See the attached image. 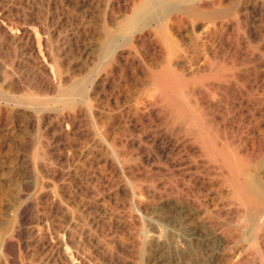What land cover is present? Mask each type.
I'll return each mask as SVG.
<instances>
[{"label":"rangeland","instance_id":"1","mask_svg":"<svg viewBox=\"0 0 264 264\" xmlns=\"http://www.w3.org/2000/svg\"><path fill=\"white\" fill-rule=\"evenodd\" d=\"M51 1H52V6H53V7L52 6L51 7L54 8L55 10L52 8H50V9L46 8L47 6L45 5L44 0H37L38 4L36 3V0H31V2H29L28 6L26 5L24 7H23V5L22 6L18 5L17 1H14L13 2L14 5H12V6L15 7L16 5H18V7H16V8H14V7L12 8V6L10 7V10L12 8V11H9L10 13L9 12L8 13L11 16L6 13L8 15L7 19L5 18L7 16L6 14H5V16L3 15L4 17L3 16L0 17L1 18V20H0V23H1L0 24V80H1L0 81V94H2L1 92H3V94L11 95V96H14L15 98H17L18 97L17 95L20 94V93L14 92V90L12 88H7V84L5 85V83H7L8 81H11L13 83L15 82L16 84H22V85L28 84L27 86L37 87L39 84L37 85L36 83L39 82L41 85V82L44 83L47 80L46 77L48 76L47 75L48 72L46 71V69H44L43 67H40V65H38V62H36V60H33V58L36 54L34 56L32 54L33 57L31 56V58H30L31 52H29V50H27V49L23 50V47L19 43H17V42L15 43V41L11 40L12 39L11 35H13V34L15 35V31H16L17 35H19L20 31H21L20 29H28L29 28L28 31L29 32L31 31V33H32L35 29V28H33V27H35L34 25L36 24L35 20H37L38 17H39V19L41 17L43 18L47 14H49V13L52 14L56 11L54 13V17H55L54 22L56 21L57 25H55V26H56V28L58 27L57 30H59V32L61 31L60 35H63L64 33L66 34V33L71 32L73 25H74L73 29H79V30H77V32L78 33L81 32L79 35L77 33V36H76L77 39L75 38V40L77 42L75 40H73L71 42L73 44H75V43L76 44L73 45L70 43L71 49H72L71 52H73V53L69 52V54H68L69 57L67 56V60H66L67 62L65 61L64 62L65 64L68 63V59L70 60L72 58L70 60L71 62L69 61V63L67 65H71V64H72L71 66L76 65L75 66L76 68L74 67L75 69H77V67L79 66L80 68L78 67V69L81 70L82 64H79V63H82V61L84 59H86L87 56H88L87 58H89V59H91L93 57L92 56L93 54L91 52H92V50L94 51V48L96 45V40H95L96 38H95L94 33L92 31L97 30V28L100 27V25L102 23L101 21L103 18L102 16L104 15V14L101 15L103 13L102 9L104 8V5L108 2V0H94V1L88 0L87 2L88 3L90 2L89 4H87V2L84 3V1H81V0H57V1L51 0ZM77 1H78V3L80 1V3L77 4ZM57 3H58V5L54 6ZM93 3H95L96 5L95 4L93 5ZM84 4L86 6H84ZM95 6H97L98 9H100V8H102V9H100V11H99L97 8H94ZM55 7H57V8H55ZM84 7H86L85 10H84ZM88 8L89 9L93 8L95 10L93 12V9L88 10ZM20 9H22L23 11ZM78 9H81V10L83 9V11H80ZM19 10L22 11L23 13L20 12ZM51 10H53V11H51ZM75 10H78V12ZM248 10L245 11L244 13L241 12L242 14L237 12V14L235 15L236 17L231 18L232 19L231 25L227 28V30L224 34L225 47L227 46L226 49L228 48V50H230L229 51L230 55H232V54L235 55L234 53H237L238 55L237 54L236 55L240 56L241 59H242L241 55L243 56V59H245V60L247 58H249L246 60V63H242V60H239L238 62L241 61V64L239 63L240 67L239 66L236 67V71L239 70L237 72V74L239 73L238 74L239 77L244 75V77L243 76L241 77V82L243 79H245V78L246 79L243 80L244 81L243 83L239 82L240 78H238L236 81H234L231 84V86H229V89L231 88L232 91H231V89H230V91H227L228 93L229 92L230 93L225 95V96L222 95L223 98L219 94L220 92H217L218 94H215V96L213 98H211L212 99L211 104L214 102L213 103L214 105H211L210 107L212 110L213 117L217 115V118L214 117V120L215 119H216V121L218 120L217 122L216 121L215 122L218 123L217 124L218 127L221 126L219 129L222 132L225 131L224 133L226 135L228 134L227 139H228V142L231 144V146H236V145L240 146L242 144L241 147H243V148L247 147V148H245L247 150H249V149L250 150L252 149L253 151L256 150L259 152V154L261 152L263 157L260 154L261 157L259 156L257 158L258 160L256 159V163H254V165H255L254 169H255L256 175H258V177L260 178L259 182L261 184H263V186H264V183H263L264 182V176H263L264 175V153H263L264 152V52H263L264 51L263 50L264 49V44H263L264 43V18L257 16L254 13V11H252L250 9H248ZM25 11H26V13H25ZM91 11L94 14L93 18H92V16H90L92 14ZM34 12L36 13V15H33V14H35ZM82 12H84V13H82ZM96 12L98 14H95ZM100 12H101V14H100ZM79 13H82L83 15L81 16V14H79ZM250 13H251V15H250ZM74 14H76V15H74ZM21 15L24 17L23 19H22ZM29 17H30V19H29ZM82 17H84L85 20H83ZM78 18L80 19V21H78L79 20ZM86 18L88 19V21ZM241 18L242 19L244 18V19L242 20ZM31 21L32 22L35 21V22L32 23V25H30ZM74 21L75 22L78 21L77 24H74L75 23ZM7 22H9V23H7ZM86 22H88V23H86ZM91 22H92V25H90ZM194 22L197 25L194 24L195 25L194 26L193 22H192L191 23L193 26L192 27L191 24L187 25L185 23L187 26L183 24L182 27L184 29H182L181 27H178L179 30H177V27H176V29H174L175 27L174 28L172 27L174 29V30H172V28H169V26H171V25H167L168 32L170 34H172V36L174 34L176 35V36L174 35V38H177L178 43L181 41L179 43V46L181 47V45L183 44V48L181 47V49H184V50L190 49L192 47L191 42H194V40H195L194 37H198L201 35L199 33H200V31H202L200 29L203 27L202 24H204V23L200 20L197 21L199 23H197L196 21H194ZM95 23H96V25H95ZM81 24L83 26H84V24H88V25H86L87 27H85V30H86V32L88 30L90 32L88 31V33L85 32V34H84L85 30H84L83 26H80ZM26 25H27V28H26ZM7 26H9L10 28ZM19 26L20 27L22 26L24 28H22V27L20 28ZM30 26H32L33 30ZM60 26H61V28H59ZM88 26H89V29H88ZM97 26H99V27H97ZM1 28L3 29V31L1 30ZM80 28H82V29L80 30ZM69 29H71V30H69ZM4 31H5V33H4ZM177 31L180 33H178ZM7 33L8 34L11 33V34L8 35ZM35 33L36 32L34 31V37L35 38L33 37V40L35 42L34 44L37 45ZM4 34H6V35H4ZM82 34H84L83 35L84 38L81 36ZM32 35H33V33H32ZM87 36H88V38H86ZM192 39H194V40H192ZM80 40L82 42H80ZM87 43H90V44H87ZM91 44H92V46L90 47ZM261 44H262V47H261ZM35 45H34V48L36 49ZM79 45H80V47H79ZM85 45H86V47H85ZM93 45H94V48H93ZM73 46H75L76 49ZM77 46L79 48H81V47L82 48L80 50H78ZM258 46H259V48H257ZM260 47H261V50H260ZM87 48L89 50H90V48H93V49H91V52L89 53V51L87 52ZM76 50H78V51H76ZM82 50H83V52H82ZM143 50L144 49H140V50L136 51V53H137L136 55H138L141 59L143 58V60L147 56L146 58L149 59L148 60L149 62L147 61L146 58L144 60L145 62L147 61L148 63H152L158 59V58H155V57H157V54L156 55L153 54L152 55L153 57H152L149 55L152 53L148 52L147 50H144V51ZM37 52H38V49H37ZM88 53L91 54V56ZM138 53H140V54H138ZM145 53H147V54H145ZM71 54L73 56H71ZM79 54H80V57L82 59L77 58V55L79 57ZM251 57H253L254 60ZM74 58L77 59V61H75ZM249 60H251V61L249 62ZM252 60H253V62H252ZM121 61L122 62H120L121 64H119V65L121 67L125 65V67H122V68L119 66L120 70L122 71L121 78L118 77L120 75H116L117 78H116V76H115V78L118 81L115 78L114 79L116 80L117 83L115 82L114 79L113 80L111 79L109 81L110 87H106L105 88L106 90L102 91V94H101V92L99 94V96H101V97L103 96L102 98H104L105 100L104 99L101 100L102 98H100V97H99V101L91 100L90 103H92V104H89V105H92V106H91V108H90V106H89V108H87V109H89V111H87L85 109V107L81 106L83 108V110L81 107H79V108H76V110L74 109V111L71 109L72 112H71V110H66V112H65V110L59 109L61 107H59L58 105H53L52 107H50V108H53V110H49L50 112L46 111L45 114L41 113V114H39L41 116H39V115L36 116L35 114H33V112L30 109L29 110L27 109L28 107L19 106L18 102L14 101V100H10L9 102H7V100H8L7 98H6L7 100H4L5 95L3 97L0 95V264H76V262L73 258V248H71L69 245L61 246V250H60V252H58L57 255L51 249V246H53V243H55V241H58V239L61 242H64V243L67 242L66 236H64L63 234L61 235V233H62L61 231L64 228L69 227L71 223H72L71 224L72 226H70V227L73 228L75 232H77L79 229L81 231L83 228L90 229V227H91V231L93 234L92 240L91 241L82 240V244H80V246H82V247L80 248V246H79V248H78L79 254H80V251L82 252L80 254V256L88 264H101V263L102 264H107V263L108 264H127V263L131 264V262H132V264H240V262H238L236 259L238 257V255L240 254V252H241L240 256H242L244 258L243 262L241 261V264H259V263L262 264L261 263L262 262L261 256L259 257L260 251L258 249V242H257V240L255 242V239H257L255 233H253L247 229L238 227V221L236 219L233 221L228 216L231 219L230 220L229 218H227L223 214L219 217L214 216V218H210V219L207 217L206 218L203 217L204 215H203L202 211L205 209L206 210L210 209L208 211H212L214 208L217 210L218 209H225V210L229 209L230 207L228 205L229 204L228 201H230V199H229V197H227V193H226L228 191V189H226L227 187L224 189L225 186L220 185L221 184L220 183V180H221L220 175H218L216 172H213L212 170L208 171V170H205L203 167H201L203 165V164L201 165V163L204 161V159L200 156V152L198 151V148L195 145H192L193 141L192 140L189 141L190 138L187 139V137H184L182 134L178 133L177 129L170 130L171 127L169 125H166V126L163 124L161 125V123L157 120L158 118L156 117V115L154 113L150 114V116H149L150 121L149 120H148V122L142 121V122H144V123H142V126H141V128L143 130H141V128H138V129L133 128L132 129V128H129V127L123 125V122L128 121L132 115V112L130 110L133 111L132 108H134V106H136L139 101L137 100V97L135 94V92L137 90V86H136V82H135L136 78H135V73H134L135 67H134V65L132 66L130 63H128L129 66L126 65L127 63L124 60H121ZM84 62L85 61H83V63ZM122 63H125V64H122ZM131 66L133 67V71L131 69L132 68ZM126 69H128V70H126ZM248 69H250V72H247V71H249ZM244 70H246V71H244ZM77 71H79V70H77ZM41 72H44V73H41ZM125 72H129V73H125ZM77 73H79V72H77ZM240 73H242V74H240ZM246 74H247V77H246ZM123 75L125 78L123 77ZM44 76H46V77H44ZM132 76H133V78H132ZM126 77H129V78H126ZM5 78H7V79H5ZM121 79H123L124 81ZM130 79H132V80H130ZM126 80L128 81L127 83H125ZM129 80L131 82H129ZM30 84H33V85H30ZM244 84H245V86L248 85L247 88L244 86ZM249 84L252 87H250ZM122 85L123 86L125 85V88L124 87L120 88V87H122ZM116 86L118 87L117 90L115 89ZM126 87H127V89H126ZM132 87L133 88L135 87V88L132 89ZM110 90H111L112 94L110 93ZM248 90L249 91L252 90V91L249 92ZM116 91H117V93H116ZM113 92H114V94H113ZM122 92H123V95L121 94ZM127 92H128V95H127ZM113 95L115 97H113ZM125 95L128 98L123 97ZM118 96H121V97H118ZM110 97L115 98V101H116L115 107L116 108L106 105V104H109V102L111 101ZM130 97L133 100H135V99L136 100L133 101V100H131ZM219 97H220V99H219ZM132 101H133V103L137 102V104L135 105V104L131 103ZM129 102H130V104H129ZM121 104H123V105H121ZM95 105H97L98 107ZM100 108H102V109H100ZM106 108H107V110H106ZM125 108L128 110V112ZM96 110H98V111H96ZM54 112H55V114H54ZM59 112L60 113H67L68 115H70L71 120L70 119L69 120L71 122L69 125H64L61 128L59 126H57L58 120L56 119V115L60 114ZM76 112H78L77 115L75 114ZM112 112H113V114H111ZM142 112H144V111L142 110ZM81 113L83 115L84 114L85 115L82 116ZM87 113H90V114H87ZM96 113L98 114L97 116H96ZM106 113L109 115H107ZM124 113H126V114H124ZM93 114L95 115V118H94ZM100 114L104 117V120ZM28 115L29 116L31 115V116L28 117ZM78 115H79V117H78ZM110 115H112V117ZM125 115H127L128 117ZM151 115H152V117H151ZM52 117L55 118V121H54V119H52ZM90 118L92 119L91 122H89V120H91ZM42 119L44 121H42ZM87 119H89V120H87ZM108 119H111V121L114 119V121H115L113 124L115 133L112 130L113 135L111 136L112 133H110L109 140L107 138V143L109 144L112 142L114 135H115V144L118 147V148H116V146H115V150H116L115 151V162L116 163L119 162L120 166H123L125 168V170H130L135 174H138L137 172H139V175L141 176L140 179H142V180L138 181L140 183V186H138L139 184L133 185V187H135L136 191L134 190L133 187L131 188L128 186L126 189V191H127L126 195H128L127 194L128 191H131V190H134L133 192H135V194H137L138 192H142L144 194L141 193V195H138V196H141V197H139L138 200L140 201V199H142L143 201L142 200L141 201L143 203L142 202L140 203L137 199L134 201V199H130L128 196L126 197L123 194H118L115 197V205L113 203L114 201H106L107 204L105 202H103L104 204L103 203L101 204L100 202L97 203V202L93 201L92 199H89L87 193H85L86 192L85 191L86 190V188H85L86 184H84V181H83V170L85 168H87L88 164H89V167L93 168V167L97 166L96 164H99L98 162H100L98 159V154L96 156H94V154L90 155L89 151L95 150L96 152L98 151L99 154L111 152V149L105 145V142H102V143L100 141L98 142V140L96 138L97 137L96 135H99V134L103 135L104 134V133H100V131H102V129H103L102 132H104L105 124L107 123ZM99 120H100V122H99ZM43 122H45V123H43ZM72 122H74V123L72 124ZM95 122H97L98 124ZM40 123H42V124H40ZM52 123H54V124L52 125ZM90 123H93V124H90ZM116 124L117 125L120 124L121 126L119 125L117 127ZM43 125L44 126L46 125V127H44ZM55 125H56V127H55ZM94 125H95V127H94ZM89 126H90V128H89ZM41 127H43L44 129H42ZM63 127L67 128V129H64ZM73 128L74 129L77 128V129L73 130ZM222 128H224V131ZM58 129H60V130H58ZM149 129L151 130V132H153V135L156 138L154 144L149 143V142L147 143L144 140V133ZM165 129H167V130H165ZM53 130H55V131H53ZM79 130H80V132H79ZM84 130H86V131L89 130V131L86 132ZM173 131H175V132L177 131V132L175 133ZM226 131H227V133H226ZM90 132L92 133L91 135L89 134ZM119 132H120V134H119ZM173 133H175V134H173ZM65 134H67V135H65ZM81 135H82L83 139L80 138ZM120 135H123V137ZM167 136H169V137H167ZM116 137H117V139H116ZM124 137H125V139H124ZM110 138H112V139H110ZM65 139H67V140H65ZM88 139L89 140L91 139V141H89ZM166 139H169V140H166ZM130 141H132V142L134 141L133 142L134 144L133 145L128 144V142H130ZM97 142H98V144H97ZM232 142H234V143L232 144ZM99 143L102 144V146L99 147ZM94 144H95V146H94ZM118 144H120V145H118ZM141 144H142V146H141ZM103 145H105V147ZM90 146H92V148ZM126 146H128V147L130 146L129 147L130 149L127 148ZM102 147H103V149H102ZM38 148L41 150V152H40V150H38ZM74 148H76V150H78L79 153ZM79 148H81L82 150ZM35 149H36V151H35ZM104 149H105V151L103 152ZM131 149H132V153L130 152ZM167 149H169V150H167ZM125 150H126V152H125ZM34 151H35V153H34ZM70 151H72V152H70ZM47 152H48V154H47ZM140 152H142V153H140ZM51 153H52V155H51ZM65 153L67 154V156ZM84 153H85V155H84ZM120 153H122L123 157H120V160H118V159H116L117 158L116 154L121 155ZM45 154H46V156H45ZM86 154L89 156H87ZM125 154L127 155V157ZM79 155H81V156H79ZM35 156H36V159H35L36 164L38 163L39 165L40 164H42V165L39 166L38 164L37 165L35 164V167H34L33 162H31L30 160H31V158L34 159ZM83 156H85L86 158ZM48 157H51V159ZM79 157L81 159H79ZM92 157L94 158L95 161L93 160ZM74 158H76V159L74 160ZM91 158L93 161L91 160ZM129 158L131 160H128ZM71 160L73 161L72 164H71V162H72ZM85 160H87V161H85ZM126 160H127V162H126ZM84 161L87 162L86 163L87 165L85 164ZM49 162H50V164H49ZM74 164H77V166H80V168L77 166L75 168ZM93 164H95V165L93 166ZM45 165H47L48 168ZM128 165H130V166H128ZM36 166L42 167V168L38 169V167H36ZM28 168H29V170H28ZM129 168H133V170L129 169ZM43 169L45 170V173H44ZM71 170H73V171H71ZM79 170L81 173L79 172ZM188 170H190V173L188 172V174H186L185 171L187 172ZM40 171H42L43 173H41ZM63 171H64V173H63ZM196 171H197V173H196ZM65 172H66L67 176L65 175ZM67 172H69V173L71 172L72 174L71 173L69 174ZM61 173H63V175ZM78 173L80 176L78 175ZM192 173L197 174L196 177L194 176L195 178L193 177ZM211 173L213 174V176L211 175ZM142 174H144V175H142ZM41 175H43V176L40 177ZM35 176L38 179L35 178ZM127 176L128 175H126V177H123V179H122L123 180L122 182L125 183L126 185L128 183ZM79 177H81V178H79ZM67 178H68V180H67ZM74 179L75 180L77 179L76 182ZM196 179H198V181H196ZM33 180H35V182ZM41 181H43V182H41ZM44 181H46V182H44ZM79 182H81V184H79ZM202 182H203V184H201ZM43 184H44V186H43ZM47 184L49 186H47ZM60 184H61V186H60ZM66 185H68V186H66ZM81 185L85 186V187L81 188ZM145 186L146 187L148 186L147 189L145 188ZM37 187L39 188V190H37L38 189ZM45 187H47L48 189L50 188V189L48 190ZM64 187H65V189L63 190L62 188H64ZM69 187H70L69 192H67ZM140 189H141V191H140ZM224 190H225V192H224ZM39 191H42V192H39ZM71 192L73 194H71ZM146 192H148L147 195L145 194ZM47 193L50 195V197L48 196ZM65 194H67V196ZM42 195L44 196V198H42L43 197ZM46 195H47V199L51 198L52 196H57L59 199V202H58L59 207L61 205V207H64L65 209H67V212L70 213V216L67 212L65 213V215L61 214L59 212L55 213L54 212L55 210L53 211L51 209L50 201L46 200ZM40 196H42V197H40ZM144 196H146L147 198H144ZM73 197L75 200L73 199ZM69 198L71 200H69ZM42 199L44 201H42ZM62 199H63V201H62ZM72 199L74 201H72ZM80 199H81V201H80ZM64 200L66 203L64 202ZM136 201H137V203H136ZM150 201H152V202H150ZM153 201H154V203H153ZM149 202H150V204L152 203L150 206L148 204ZM87 203L89 204V206ZM92 203H95V204H92ZM226 203H228V204L225 205ZM128 204L130 206L132 205L131 208H128V207H130V206H128ZM153 204L156 206H154ZM199 204H201L202 206H200ZM84 205L88 206V207H86V209L87 208H89V209L85 210ZM90 205H93V206L90 207ZM101 205L104 207V209ZM135 205H139V207H137ZM147 205L149 207H147ZM176 205H177V207H176ZM184 205H186V206H184ZM187 205H188V208H187ZM133 206H134V208H133ZM203 206H207V207L205 208ZM214 206H216V207H214ZM80 207L82 210L80 209ZM140 207L143 209H141ZM145 207H147V208H145ZM181 207H183V209ZM184 207H186V208H184ZM199 207H201V208L199 209ZM96 208H98L99 211H97ZM106 208L108 211H105ZM130 209H132V210L128 211ZM199 210L201 211L200 213H199ZM178 211H180V212H178ZM82 212H84V214ZM141 212H142V214H141ZM145 212H147V213H145ZM170 212L172 215L170 214ZM93 213H95V214H93ZM132 213L136 214V216L137 215L138 216L136 217L135 215H132ZM183 213H184V216H181V215H183ZM77 215H78V217H77ZM85 215H87V216H85ZM94 215H95V219H94ZM126 215L129 217H126ZM139 215H140V218H139ZM84 216H85V218H84ZM75 217H77L76 219H79V221L76 220ZM82 217H83V220H82ZM89 217H91L92 222L90 221ZM105 218L106 219L109 218V220H106ZM122 218H126V219H122ZM67 219H68V221H67ZM80 219H81V221H84V220L85 221L83 223H80L81 222ZM126 220H127V223H126ZM59 221L60 222L65 221V222L60 223ZM117 221H118V223H117ZM123 221L126 223L125 225H124ZM138 221L142 222V225L144 226L145 233L142 234L144 237L142 235H140L139 237H138V235H136L137 234L136 233L137 232L136 231L137 230L136 225L138 226ZM131 222H132V224H131ZM228 222L232 225H228L227 224ZM76 224L77 225L79 224L78 225L79 227ZM58 225H60L61 227L59 226V228H57ZM87 225H89V226H87ZM94 225H95V228L93 227ZM117 226H118V228H117ZM129 226L132 227L131 230H129V228H130ZM113 227L115 230H113V232H112L111 230L113 229ZM126 227H127V229H126ZM110 228H112V229L110 230ZM104 229L106 230L105 232H104ZM107 229H109V230H107ZM123 229H124V232L122 231ZM51 231H52V233H51ZM247 231H249V232H247ZM38 233H40V235ZM105 233L107 234V236ZM250 233H251V235H250ZM102 234H104V235H102ZM120 234H121V238L119 237ZM132 234H134V235H132ZM113 235H114L113 238L110 237ZM123 235H124V237H123ZM62 236H63V238H62ZM131 236H133V237H131ZM115 237L118 238V240ZM135 237L138 239L140 238V239L138 240ZM111 238H112V241H111ZM129 238H130V240H129ZM133 238H135V241L138 240V242L136 243L133 240ZM38 239L39 240L41 239L40 242ZM48 239H49V241H47ZM113 239L115 241H113ZM127 239H128V241H127ZM42 240H43V242H41ZM124 240L128 243H126ZM110 241H111V243L112 242L113 243L112 244L107 243ZM119 241H121V242H119ZM83 242H84V244H83ZM122 242H123V244H122ZM124 242H125V244H124ZM129 242H130V244H129ZM39 243H41V244H39ZM49 243H51V244H49ZM88 243H89V245H88ZM102 243H103V245H102ZM108 244H109V246H108ZM115 244H117V245H115ZM120 244H122V245L120 246ZM127 244L129 246H126ZM47 246H48V248H47ZM99 246H101V247H99ZM63 247L67 248V250L64 249L65 252L63 250ZM99 248H101V249H99ZM94 250H95V252H94ZM124 251H126V254ZM50 252H51V254H50ZM238 252H239V254H238ZM59 253L62 255H60ZM82 254H84V255H82ZM85 254H86V257H85ZM131 254H132V256H131ZM248 254L250 256H248ZM70 255L72 256V258ZM115 255H117V256L115 257ZM233 255H234V257H233ZM260 255H261V253H260ZM60 256L61 257L64 256L63 258H65V259H62ZM69 256L71 258L70 260H69ZM101 256H102V258H101ZM246 256H248L249 258L247 257V259H246ZM104 258H105V260H104ZM234 258H235V260H234ZM132 259H135V260H132ZM71 260L72 261L74 260V261L72 262ZM123 260H124V262H123ZM51 261H53V262H51ZM70 262H72V263H70Z\"/></svg>","mask_w":264,"mask_h":264},{"label":"bare ground","instance_id":"2","mask_svg":"<svg viewBox=\"0 0 264 264\" xmlns=\"http://www.w3.org/2000/svg\"><path fill=\"white\" fill-rule=\"evenodd\" d=\"M14 1H17L18 5H23L24 6H28L29 2H31V0H0V17H2L3 15L5 16V14H9V11H12V8L14 6ZM57 1V0H56ZM55 1V2H56ZM84 1V3H86L88 0H81ZM90 1V0H89ZM94 1V0H93ZM45 5L47 6L46 8L50 9L52 8V1L51 0H44ZM69 2V1H68ZM73 2V1H72ZM92 2V1H91ZM16 3V2H15ZM37 3V0H36ZM59 3V2H58ZM55 4L54 6L58 5ZM62 3V2H61ZM75 3V2H74ZM80 3V1H79ZM77 1V4H79ZM90 3V2H89ZM87 2V4H89ZM34 4V3H33ZM38 4V3H37ZM76 4V3H75ZM95 3H93L94 5ZM18 5H16L14 8L18 7ZM83 5V4H82ZM92 5V4H91ZM96 5V4H95ZM12 6L11 10L10 7ZM52 6V7H51ZM75 6V5H74ZM84 6H86L84 4ZM91 7V6H90ZM22 8V7H21ZM57 8V7H55ZM80 8V7H79ZM86 7H84L85 10ZM94 8H97V6H95ZM31 9V8H30ZM54 9V8H52ZM93 8H88V10H92ZM102 9V8H100ZM100 9H98L100 11ZM104 9V10H103ZM102 9L103 13L100 14L103 15L102 18V23L99 26V28H97V30L92 31L94 33L95 36V40H96V45L94 48V51L90 48V50L87 48V52L89 51V53L91 52L93 55V57L91 59L87 58L84 59L83 61H85L83 63H79L82 64L81 65V70L75 69V66H71V65H67L69 63V61L72 59H68V63L65 64L64 62L67 60V56L69 57V52H71V43L73 40H75L76 36H77V30L79 29H73L72 26V31L69 33H64L63 35H60L59 30H57L56 26V21L54 22V13L47 14L45 17H41L36 21V24L34 25L35 28L34 31L35 36H36V42L37 45H35L33 37H34V31L31 33V31L29 32L28 29H20V34L17 35L16 31H15V35H11L13 41H15V43H19L22 47L23 50L27 49L29 50L30 53V58L33 54L34 58L33 60H36V62H38V65H40V67H43L44 69H46V71L48 72V76H44L46 77V82L42 83L41 85L40 83H36L38 86L37 87H31V86H27V85H22V84H15L11 81H8L7 83H5V85L7 84V88H12L14 90V92L16 93H20L19 95H17L18 97L15 98L14 96L11 95H5L3 94V92H1L2 94H0L2 97L4 96V100H7V102H9L10 100H14L16 102H18L19 106H24V107H28L27 109L31 110L33 112V114H35L36 116L43 113L45 114L46 111L49 110H53L52 107L53 105H58L59 109L62 110H76V108H79L81 106L85 107V109L87 111H89V106L91 108L92 104L90 103L91 100L94 101H99V97L102 98L101 96H99L100 92L102 94V91L106 90V87H110V83L109 81L115 78L116 75H120L118 76L119 78H121L122 76V71L120 70V62H122L121 60H124L128 65V63H130L132 66L134 65V73H135V82H136V86H137V90L135 92L137 100L139 101L138 104L133 103V100L131 97V100H133L131 103L133 104H137L136 106H134L133 111L130 110L132 112L131 117L129 118L128 121H122L123 125L129 127V128H134V129H138L141 128L142 126V121H146L148 122L149 120V116L150 114L154 113L156 115V118L161 125H169L171 127L170 130H175L177 129L178 133L182 134L184 137L190 138V140L193 141L192 145H195L198 148V151L200 152V156L204 159V161L201 163V167H203L205 170L208 171H213L216 172L218 175H220V185L221 186H225L224 189H228L227 193V197H229L230 201L229 204L226 203L225 205H229V209L225 210V209H213L212 211H208L210 209H205L202 211L203 213V217H207V218H214V216L219 217L222 214L224 216H226L227 218H231L233 221L236 219L238 221V227L247 229L253 233H255L256 238L255 242L257 240L258 242V249L261 253H259V257L261 256L262 259V264L264 263V186L263 184H261L259 182L260 178L258 177V175H256L255 173V165L254 163H256V159L260 156L258 151H253L252 149L249 151L243 147H241V145H236V146H231V144L228 142V137L227 135L224 133V128L222 132L218 127V123H216V119L214 120V117L217 118V115L213 117L212 114V110H211V105H214L213 103L211 104V101L215 94H218L217 92H220L219 94L221 95V97L223 98V96L229 94L227 91H230L229 86H231V84L236 81L238 78H240L239 82H241V77L244 75H242L241 77H239V73L237 74L236 71V67L239 66L241 64V61L238 62L239 60H242V63H246V60L249 59L247 58L246 60L243 59V56L241 55L242 59L240 58V56H237V53H234L235 55H230L228 48L226 49L225 47V42H224V34L227 30V28L231 25L232 19L233 17H236L235 15L241 12H245L248 9L254 11V13L257 16H260L261 18H264V0H108V2L104 5V8ZM18 10V9H17ZM22 10V9H20ZM19 10V11H20ZM25 10V9H24ZM55 10V9H54ZM74 10V9H73ZM80 11H83V9H78ZM78 10H75L78 12ZM87 10V11H88ZM95 9H93L94 12ZM23 11V10H22ZM20 11V12H22ZM44 11V10H43ZM53 11V10H51ZM74 11V12H75ZM97 11V10H96ZM236 11V12H235ZM249 11V10H248ZM9 12V13H8ZM68 12V11H67ZM92 12V11H91ZM90 12V13H91ZM92 12V14H93ZM98 12V11H97ZM95 14H98V13ZM23 13V12H22ZM26 13V11H25ZM28 13V12H27ZM35 13V12H34ZM46 13V12H45ZM84 13V12H82ZM82 13L81 16L83 15ZM89 13V12H88ZM6 14V15H7ZM29 14V13H28ZM90 15L94 16L93 15ZM242 14V13H241ZM10 15V14H9ZM33 15H36L33 14ZM58 15V14H57ZM76 15V14H74ZM78 15V14H77ZM86 15V14H85ZM100 15V16H101ZM251 15V13H250ZM249 15V16H250ZM255 15V16H256ZM3 16V17H4ZM11 16V15H10ZM22 16V15H21ZM40 16V15H39ZM80 16V15H79ZM80 16V17H81ZM244 16V15H243ZM8 15L5 17L7 19ZM35 17V16H34ZM62 17V16H61ZM86 17V16H85ZM88 17V16H87ZM24 17L22 16V19ZM27 18V17H26ZM83 20H85L84 17H82ZM245 18V17H244ZM243 18V19H244ZM4 19V18H3ZM30 19V17H29ZM58 19V18H57ZM60 19V18H59ZM67 19V18H66ZM79 19V18H78ZM87 19V18H86ZM99 19V18H98ZM242 19V18H241ZM242 19V20H243ZM246 19V18H245ZM1 20V18H0ZM5 20V19H4ZM202 21L204 24L203 27L200 29L202 31H200L199 34H201L198 37H194V42H191V48L188 50H184L181 49V47L183 48V44L181 45V47L179 46V42L177 41V38H174V35L172 36V34H170L167 30V25H171L169 26V28H174L177 30L178 27H181L182 29H184L182 26L184 25H190L193 22V25L196 24L194 21ZM3 21V20H2ZM34 21V22H35ZM80 21V19L78 20ZM77 21V22H78ZM82 21V20H81ZM88 21V19H87ZM240 21V20H239ZM12 22V21H11ZM21 22V21H20ZM26 22V21H25ZM31 21V24L34 23ZM75 22V21H74ZM77 22H75L74 24H77ZM83 22V21H82ZM96 22V21H95ZM9 23V22H7ZM23 23V22H22ZM72 23V22H71ZM70 23V24H71ZM84 23V22H83ZM88 23V22H86ZM90 23V22H89ZM186 23V24H185ZM199 23V22H197ZM239 23V22H238ZM254 23V22H253ZM252 23V24H253ZM1 24V23H0ZM27 24V23H26ZM80 24V23H79ZM98 24V23H97ZM6 25V24H5ZM12 25V24H11ZM21 25V24H20ZM86 25L88 24H84V26L81 24L80 26L87 27ZM92 25V22L91 24ZM96 25V23H95ZM94 25V26H95ZM99 25V24H98ZM186 25V26H187ZM197 25V24H196ZM10 26V25H9ZM7 26V27H9ZM71 26V25H70ZM79 26V25H78ZM192 26V24H191ZM195 26V25H194ZM199 26V25H198ZM243 26V25H242ZM15 27V26H14ZM20 27V26H19ZM18 27V28H19ZM22 27V26H21ZM20 27V28H21ZM32 28V26H30ZM96 27V26H95ZM185 27V26H184ZM193 27V26H192ZM197 27V26H196ZM246 27V26H245ZM244 27V28H245ZM262 27V26H261ZM10 28V27H9ZM24 28V27H22ZM27 28V25H26ZM32 28V30H33ZM61 28V26L59 27ZM71 28V27H70ZM92 28V27H91ZM94 28V27H93ZM172 28V30H174ZM190 28V27H189ZM243 28V29H244ZM254 28V27H253ZM82 28H80L81 30ZM89 29V26H88ZM87 29V30H88ZM186 29V28H185ZM1 30L3 31V29L1 28ZM71 30V29H69ZM171 30V31H172ZM83 31V30H82ZM89 31V30H88ZM88 31L86 32V30L84 31L88 33ZM251 31V30H250ZM7 32V31H6ZM63 32V31H62ZM68 32V31H67ZM90 32V31H89ZM91 32V33H92ZM176 32V31H175ZM178 32V31H177ZM5 33V31H4ZM81 33V32H80ZM78 33V35L80 34ZM180 33V32H178ZM177 33V34H178ZM3 34V33H2ZM8 34V33H7ZM11 34V33H9ZM8 34V35H9ZM84 34H82L81 36L84 38ZM90 34V33H89ZM258 34V33H257ZM260 34V33H259ZM6 35V34H4ZM87 35V34H86ZM89 36V35H88ZM88 36L86 38H88ZM93 36V35H92ZM176 36V35H175ZM253 36V35H252ZM91 37V36H90ZM251 37V36H250ZM249 37V38H250ZM8 38V37H7ZM35 38V37H34ZM77 39V38H76ZM90 39V38H89ZM93 39V38H92ZM82 40V39H81ZM80 40V42H82ZM91 40V39H90ZM89 40V41H90ZM12 41V42H13ZM76 41V40H75ZM74 41V42H75ZM79 41V40H78ZM86 41V40H85ZM257 41V40H256ZM77 42V41H76ZM93 42V41H92ZM248 42V41H247ZM71 43V44H70ZM76 44V43H75ZM73 44V45H75ZM80 44V43H79ZM82 44V43H81ZM90 44V43H87ZM264 44V43H263ZM34 45L36 46V49L34 48ZM92 46V44L90 45V47ZM75 47V46H73ZM72 47V48H73ZM80 47V45H79ZM77 46V49L80 50L81 48H79ZM86 47V45H85ZM262 47V44H261ZM260 47V50H261ZM259 48V46L257 47ZM38 49V52H37ZM76 49V47H75ZM140 49H144L147 50L148 52L152 53L149 54L150 56H152L153 54H157L158 58L157 60H155L152 63H148L149 59H147V61L145 62V58L143 60V58L141 59L138 55H136V51L140 50ZM263 49V48H262ZM76 50V51H78ZM143 50V51H144ZM264 50V49H263ZM36 51V52H35ZM146 51V52H147ZM83 52V50H82ZM85 52V51H84ZM141 52V51H140ZM264 52V51H263ZM73 53V52H71ZM88 53V54H89ZM232 53V52H231ZM76 54V53H75ZM83 54V53H82ZM87 54V53H86ZM140 54V53H138ZM144 54V53H143ZM147 54V53H145ZM237 54V55H236ZM91 56V54H89ZM154 55V56H155ZM246 55V54H245ZM27 56V55H26ZM32 56V57H33ZM71 56H73L71 54ZM76 56V55H75ZM84 56V55H83ZM86 56V55H85ZM142 56V55H141ZM259 56V55H258ZM153 57V56H152ZM77 58H81L80 54L79 57L77 55ZM84 58V57H83ZM150 58V57H149ZM253 59V57H251ZM250 58V59H251ZM75 59V58H74ZM82 59V58H81ZM256 59V58H255ZM260 59V58H259ZM38 60V61H37ZM254 60V59H253ZM252 60V62H253ZM73 61V60H72ZM75 61H77V59H75ZM151 61V60H150ZM245 61V62H244ZM251 60H249L250 62ZM256 61V60H255ZM67 62V61H66ZM71 62V61H70ZM251 62V63H252ZM262 62V61H261ZM76 63V62H75ZM240 63V64H239ZM78 64V65H79ZM125 64V63H122ZM239 64V65H238ZM74 65V64H73ZM120 66V67H119ZM129 66V65H128ZM131 66V67H132ZM75 67V68H74ZM122 67H125L122 66ZM121 67V68H122ZM50 68V69H49ZM80 68V67H79ZM248 68V67H247ZM133 71V67L131 68ZM50 70V71H49ZM79 70V71H77ZM128 70V69H126ZM242 70V69H241ZM240 70V71H241ZM250 72V69H248ZM81 71V72H80ZM243 71V70H242ZM241 71V72H242ZM246 71V70H244ZM79 72V73H77ZM44 73V72H41ZM125 73H129V72H125ZM245 73V72H244ZM243 73V74H244ZM242 74V73H240ZM251 74V73H250ZM8 75V74H7ZM238 75V76H237ZM126 76V75H125ZM124 77V75H123ZM131 77V76H130ZM247 77V74H246ZM117 78V76H116ZM115 78V79H116ZM125 78V77H124ZM123 78V79H124ZM129 78V77H126ZM133 78V76H132ZM249 78V77H248ZM7 79V78H5ZM114 79V80H115ZM121 79V80H123ZM246 79V78H245ZM243 79V80H245ZM117 80V79H116ZM115 80V82H116ZM120 80V79H119ZM125 80V79H124ZM123 80V81H124ZM128 80V79H127ZM125 81V83H127L128 81ZM132 80V79H130ZM129 80V82H131ZM242 80L241 83H243L244 81ZM249 80V79H248ZM1 81V80H0ZM5 81V80H4ZM118 81V80H117ZM122 81V82H123ZM134 81V80H133ZM250 81V80H249ZM31 82V81H30ZM114 82V83H115ZM248 82V81H247ZM18 83V82H17ZM20 83V82H19ZM117 83V82H116ZM124 83V84H125ZM134 84V83H133ZM236 84V83H235ZM246 84V83H245ZM244 84V86H245ZM33 85V84H30ZM35 85V84H34ZM135 85V84H134ZM250 85V84H249ZM36 86V85H35ZM129 86V85H128ZM248 85H246L245 87L247 88ZM112 87V86H111ZM125 88V85L120 88ZM250 87H252L250 85ZM117 86L115 87V89L117 90ZM135 88V87H134ZM132 87V89H134ZM110 89V88H109ZM127 89V87H126ZM131 89V90H132ZM112 90V89H111ZM110 90V93H111ZM119 90V89H118ZM121 90V89H120ZM125 90V89H124ZM126 91V90H125ZM134 91V90H133ZM232 91V89H231ZM249 91V90H248ZM252 91V90H250ZM249 91V92H250ZM121 92V91H120ZM119 92V93H120ZM131 92V91H130ZM117 93V91H116ZM112 94V93H111ZM114 94V92H113ZM123 95V92L121 93ZM126 94V93H125ZM132 94V93H131ZM236 94V93H235ZM107 95V94H106ZM109 95V94H108ZM128 95V92H127ZM133 95V94H132ZM131 95V96H132ZM223 95V96H222ZM110 96V95H109ZM218 96V95H217ZM113 97H115L113 95ZM121 97V96H118ZM123 97H127L126 95ZM230 97V96H229ZM7 98V99H6ZM111 98V101L109 102V104H106L107 106L110 107H115L116 105V101L115 98ZM128 98V97H127ZM129 98V99H130ZM240 98V97H239ZM104 98H102L101 100H103ZM125 99V98H124ZM220 99V97H219ZM105 100V99H104ZM121 100V99H120ZM128 100V99H127ZM126 100V101H127ZM130 100V101H131ZM107 101V100H106ZM105 101V102H106ZM124 101V100H123ZM129 101V100H128ZM125 102V101H124ZM216 102V101H215ZM15 103V102H14ZM101 103V102H100ZM104 103V102H103ZM107 103V102H106ZM122 103V102H121ZM260 103V102H259ZM102 104V103H101ZM130 104V102H129ZM128 104V105H129ZM236 104V103H235ZM246 104V103H245ZM248 104V103H247ZM16 105V104H15ZM123 105V104H121ZM97 106V105H95ZM100 106V105H99ZM104 106V105H103ZM119 106V105H118ZM242 106V105H241ZM98 107V106H97ZM106 107V106H105ZM109 107V108H110ZM121 107V106H120ZM130 107V106H129ZM247 107V106H246ZM82 108V107H81ZM119 108V107H118ZM131 108V107H130ZM213 108V107H212ZM24 109V108H23ZM58 109V108H57ZM56 109V110H57ZM102 109V108H100ZM126 109V108H125ZM219 109V108H218ZM217 109V110H218ZM71 110V112H72ZM83 110V108H82ZM107 110V108H106ZM109 110V109H108ZM111 110V109H110ZM117 110V109H116ZM127 110V109H126ZM125 110V111H126ZM142 110L144 112H142ZM98 111V110H96ZM30 112V111H29ZM50 112V111H49ZM79 112V111H78ZM76 112L75 114L77 115ZM81 112V111H80ZM83 112V111H82ZM85 112V111H84ZM105 112V111H104ZM128 112V110H127ZM23 113V112H22ZM60 113V112H59ZM98 113V112H97ZM96 113V116L98 115ZM110 113V112H109ZM55 114V112H54ZM82 114V113H81ZM90 114V113H87ZM102 114V113H101ZM100 114V115H101ZM107 114V113H106ZM113 114V112L111 113ZM115 114V113H114ZM118 114V113H117ZM126 114V113H124ZM128 114V113H127ZM131 114V113H130ZM223 114V113H222ZM225 114V113H224ZM32 115V114H31ZM30 115V116H31ZM49 115V114H48ZM80 115V114H79ZM78 115V117H79ZM85 115V114H84ZM82 114V116H84ZM94 115V114H93ZM103 115V114H102ZM101 115V116H102ZM109 115V114H107ZM119 115V114H118ZM23 116V115H22ZM28 115V117H30ZM34 116V115H33ZM41 116V115H39ZM47 116V115H46ZM73 116V115H72ZM71 116V117H72ZM90 116V115H89ZM100 116V117H101ZM104 116V115H103ZM102 116V117H103ZM106 116V115H105ZM112 117V115H110ZM127 116V115H125ZM124 116V117H125ZM154 116V115H153ZM44 117V116H43ZM42 117V118H43ZM49 117V116H48ZM76 117V116H75ZM87 117V116H86ZM108 117V116H107ZM128 117V116H127ZM152 117V115H151ZM47 118V117H46ZM95 118V115H94ZM154 118V117H153ZM33 119V118H32ZM52 119L55 118L52 117ZM56 119L58 120V125L60 128L64 125H69L70 124V115H68L67 113H60L56 115ZM70 119V120H69ZM73 119V118H72ZM83 119V118H82ZM91 119V118H90ZM102 119V118H101ZM31 120V119H30ZM34 120V119H33ZM50 120V119H49ZM74 120V119H73ZM72 120V121H73ZM89 120V119H87ZM104 120V117H103ZM119 120V119H118ZM156 120V121H157ZM39 121V120H38ZM42 121H44L42 119ZM91 120H89V122H91ZM98 121V120H97ZM106 121V120H105ZM150 121V120H149ZM216 121V122H215ZM100 122V120H99ZM103 122V121H102ZM114 119L111 121V119L107 120V123L105 124V129L104 132L103 129L102 131H100V133H104L103 135L99 134L96 135L98 142L100 141L105 142V145L107 147H109L111 149V152H106V153H101L99 154L98 151L96 152L95 150H91L90 155L94 154V156H96L98 154V159L100 162H98L99 164H96V167H89V164L87 166V168H85L83 170V181L84 184H86L85 186L81 185L82 187L86 188V192L88 195L89 199H92L95 202H100L101 204L103 202L106 203V201H114V205H115V197L118 194H123L124 196H128L130 199H134V201L137 199H139L138 195H141L142 192H136L137 194H135V192H133L134 190L136 191L135 187H133V185H137L140 186V183L138 182L140 179V175L139 172H137L138 174L133 173L130 170H125V168L123 166H120L119 162L116 163L115 162V135L114 138L112 140L111 143H107V138L109 140V135L110 133L111 136L113 135L114 132ZM119 122V121H118ZM45 123V122H43ZM74 122H72L73 124ZM97 123V122H95ZM105 123V122H104ZM159 123V124H160ZM42 124V123H40ZM54 123H52L53 125ZM77 124V123H76ZM93 124V123H90ZM98 124V123H97ZM47 125V124H46ZM46 125L44 127H46ZM117 125V124H116ZM120 124L117 125V127ZM42 126V125H41ZM71 126V125H70ZM88 126V125H87ZM93 126V125H92ZM121 126V125H120ZM151 126V125H150ZM149 126V127H150ZM36 127V126H35ZM56 127V125H55ZM67 127V126H66ZM77 127V126H76ZM82 127V126H81ZM95 127V125H94ZM102 127V126H101ZM224 127V126H223ZM42 129H44L43 127H41ZM64 128V127H63ZM90 128V126H89ZM153 128V127H152ZM164 128V127H163ZM57 129V128H56ZM67 129V128H64ZM77 129V128H75ZM73 128V130H75ZM148 129V128H147ZM60 130V129H58ZM81 130V129H80ZM79 130V132H80ZM98 130V129H97ZM101 130V129H100ZM113 130V132H112ZM124 130V129H123ZM126 130V129H125ZM141 130H143L141 128ZM167 130V129H165ZM226 130V129H225ZM239 130V129H238ZM55 131V130H53ZM66 131V130H65ZM82 131V130H81ZM86 131V130H84ZM89 131V130H87ZM86 131V132H87ZM96 131V130H95ZM176 131V132H177ZM231 131V130H230ZM60 132V131H59ZM71 132V131H70ZM75 132V131H74ZM175 132V131H173ZM175 132V133H176ZM233 132V131H232ZM65 133V132H64ZM78 133V132H77ZM84 133V132H83ZM97 133V132H96ZM115 133V132H114ZM123 133V132H122ZM166 133V132H165ZM173 133V134H175ZM227 133V131H226ZM229 133V132H228ZM72 134V133H71ZM79 134V133H78ZM86 134V133H85ZM90 135L92 134L91 132L89 133ZM120 134V132H119ZM63 135V134H62ZM67 135V134H65ZM75 136V135H74ZM84 136V135H83ZM89 136V135H88ZM119 136V135H118ZM123 137V135H120ZM90 137V136H89ZM169 137V136H167ZM166 137V138H167ZM179 137V136H178ZM64 138V137H63ZM67 138V137H66ZM75 138V137H74ZM82 138V135L81 137ZM85 138V137H84ZM95 138V137H94ZM110 138V139H112ZM158 138V137H157ZM83 139V138H82ZM117 139V137H116ZM125 139V137H124ZM155 137L153 135V132H151V130H147L144 133V140L145 142H149L154 144L155 143ZM159 139V138H158ZM164 139V138H163ZM55 140V139H54ZM67 140V139H65ZM87 140V139H86ZM89 140V139H88ZM129 140V139H128ZM133 140V139H132ZM161 140V139H160ZM169 140V139H166ZM91 141V139L89 140ZM187 141V140H186ZM71 142V141H70ZM79 142V141H78ZM83 142V141H82ZM87 142V141H86ZM97 142V144H98ZM119 142V141H118ZM125 142V141H124ZM134 142V141H133ZM132 141L128 142V144L133 145ZM139 142V141H138ZM157 142V141H156ZM74 143V142H73ZM96 143V142H95ZM107 143V144H106ZM117 143V142H116ZM127 143V142H126ZM234 142H232L233 144ZM54 144V143H53ZM68 144V143H67ZM72 144V143H71ZM80 144V143H79ZM96 144V145H97ZM104 144V143H103ZM127 144V145H128ZM66 145V144H65ZM69 145V144H68ZM77 145V144H76ZM81 145V144H80ZM105 145H103L105 147ZM120 145V144H118ZM136 145V144H135ZM191 145V146H192ZM73 146V145H72ZM95 146V144H94ZM102 146V144L99 143V147ZM138 146V145H137ZM136 146V147H137ZM142 146V144H141ZM174 146V145H173ZM38 147V146H37ZM88 147V146H87ZM92 148V146H90ZM120 147V146H119ZM127 148H129L128 146H126ZM35 148V147H34ZM98 148V147H97ZM116 148H118L116 146ZM139 148V147H138ZM56 149V148H55ZM73 149V148H72ZM76 150V148H74ZM81 149V148H79ZM103 149V147H102ZM109 149V150H110ZM126 149V148H125ZM130 149V148H129ZM38 150H40L38 148ZM44 150V149H43ZM74 150V151H75ZM82 150V149H81ZM84 150V149H83ZM128 150V149H127ZM138 150V149H137ZM169 150V149H167ZM261 150V149H260ZM36 151V149H35ZM34 151V153H35ZM73 151V150H72ZM70 151V152H72ZM78 153L79 151L76 150ZM87 151V150H86ZM105 151V149L103 150V152ZM119 151V150H118ZM146 151V150H145ZM41 152V150H40ZM49 152V151H48ZM47 152V154H48ZM66 152V151H65ZM88 152V153H89ZM101 152V151H100ZM126 152V150H125ZM130 152L132 153V149L130 150ZM143 152V151H142ZM140 152V153H142ZM161 152V151H160ZM39 153V152H38ZM68 153V152H67ZM145 153V152H144ZM197 153V152H196ZM264 153V152H263ZM66 154V153H65ZM121 155H117L118 160H120V157L122 156V153H120ZM41 155V154H40ZM44 155V154H43ZM52 155V153H51ZM82 155V154H81ZM79 155V156H81ZM85 155V153H84ZM87 155V154H86ZM126 155V154H125ZM142 155V154H141ZM147 155V154H146ZM198 155V154H197ZM46 156V154H45ZM44 156V157H45ZM67 156V154H66ZM89 156V155H87ZM137 156V155H136ZM262 156V154H261ZM260 156V157H261ZM85 157V156H83ZM125 157V156H124ZM127 157V155H126ZM132 157V156H131ZM148 157V156H147ZM263 157V156H262ZM38 158V157H37ZM41 158V157H40ZM51 159V157H48ZM47 158V159H48ZM65 158V157H64ZM86 158V157H85ZM93 158V157H92ZM91 158V160H92ZM136 158V157H135ZM35 159L36 156L33 158H31V162H33L34 167H35ZM39 159V158H38ZM76 158H74L75 160ZM79 159H81L79 157ZM83 159V158H82ZM143 159V158H142ZM147 159V158H146ZM261 159V158H260ZM33 160V161H32ZM42 160V159H41ZM49 160V159H48ZM69 160V159H68ZM90 160V159H89ZM94 160V158H93ZM92 160V161H93ZM128 160H131L130 158ZM258 160V159H257ZM72 161V160H71ZM80 161V160H79ZM78 161V162H79ZM87 161V160H85ZM84 161V162H85ZM95 161V160H94ZM125 161V160H124ZM202 161V160H201ZM38 162V161H37ZM48 162V161H47ZM51 162V161H50ZM49 162V164H50ZM75 162V161H74ZM81 162V161H80ZM83 162V163H84ZM127 162V160H126ZM41 163V162H40ZM73 163V161L71 162V164ZM87 162H85L86 164ZM123 163V162H122ZM31 164V163H30ZM29 164V165H30ZM38 164V163H37ZM36 164V165H37ZM47 164V163H46ZM82 164V163H81ZM32 165V164H31ZM39 165V164H38ZM42 165V164H40ZM39 165V166H40ZM48 165V164H47ZM47 165H45L47 167ZM75 168L77 166V164H74ZM79 165V164H78ZM87 165V164H86ZM85 165V166H86ZM91 165V164H90ZM95 164H93L94 166ZM123 165V164H122ZM28 166V165H27ZM52 166V165H51ZM71 166V165H70ZM127 166V165H126ZM130 166V165H128ZM38 167V166H36ZM45 167V168H46ZM54 167V166H53ZM80 168V166H77ZM27 168V167H26ZM32 168V167H31ZM42 168V167H38ZM48 168V167H47ZM50 168V167H49ZM78 168V169H79ZM82 168V167H81ZM135 168V167H134ZM202 168V169H203ZM35 169V168H34ZM55 169V168H54ZM72 169V168H71ZM132 169L133 168H129ZM203 169V170H204ZM29 170V168H28ZM197 170V169H196ZM202 170V171H203ZM204 170V171H205ZM44 173L45 170L43 169ZM73 171V170H71ZM82 171V170H81ZM140 171V170H139ZM32 172V171H31ZM35 172V171H34ZM39 172V171H38ZM41 173H43L42 171H40ZM48 172V171H47ZM46 172V173H47ZM60 172V171H59ZM62 172V171H61ZM80 172V170H79ZM188 172L190 173V170H188L187 172L185 171L186 174H188ZM212 172V173H213ZM258 172V171H257ZM52 173V172H51ZM64 173V171H63ZM63 173H61L63 175ZM69 173V172H67ZM71 173V172H70ZM69 173V174H70ZM74 173V172H73ZM81 173V172H80ZM143 173V172H142ZM197 173V171H196ZM196 173H192L193 177H196ZM202 173V172H201ZM211 173V175L213 176V174ZM38 174V173H37ZM53 174V173H52ZM51 174V175H52ZM72 174V173H71ZM146 174V173H145ZM210 174V173H209ZM215 174V173H214ZM258 174V173H257ZM66 175V172H65ZM75 175V174H74ZM79 175V173H78ZM128 179V183L127 185L125 183H123L122 179L123 177H126ZM144 175V174H142ZM207 175V174H206ZM205 175V176H206ZM261 175V174H260ZM43 175H41L40 177H42ZM57 176V175H56ZM60 176V175H59ZM67 176V175H66ZM76 176V175H75ZM80 176V175H79ZM216 176V175H215ZM264 176V175H263ZM70 177V176H69ZM144 177V176H143ZM194 177V178H195ZM198 177V176H197ZM34 178V177H33ZM35 178H37L35 176ZM72 178V177H71ZM70 178V179H71ZM74 178V177H73ZM81 178V177H79ZM78 178V179H79ZM146 178V177H145ZM199 178V177H198ZM38 179V178H37ZM41 179V178H40ZM62 179V178H61ZM205 179V178H204ZM68 180V178H67ZM75 180V179H74ZM73 180V181H74ZM77 180V179H76ZM75 180V182H76ZM81 180V179H80ZM125 180V179H124ZM201 180V179H200ZM203 180V179H202ZM217 180V179H216ZM35 182V180H33ZM37 181V180H36ZM57 181V180H56ZM60 181V180H59ZM71 181V180H70ZM79 181V180H78ZM82 181V182H83ZM195 181V180H194ZM196 181H198V179H196ZM195 181V182H196ZM206 181V180H205ZM40 182V181H39ZM43 182V181H41ZM46 182V181H44ZM52 182V181H51ZM50 182V183H51ZM146 182V181H145ZM148 182V181H147ZM37 183V182H36ZM73 183V182H72ZM197 183V182H196ZM264 183V182H263ZM42 184V183H41ZM79 184H81V182H79ZM203 184V182L201 183ZM205 184V183H204ZM24 185V184H23ZM51 185V184H50ZM54 185V184H53ZM65 185V184H64ZM63 185V186H64ZM34 186V185H33ZM44 186V184H43ZM46 186V185H45ZM47 186H49L47 184ZM56 186V185H55ZM61 186V184H60ZM68 186V185H66ZM74 186V185H73ZM80 186V185H79ZM133 187L134 190L128 191V195H126V189L127 187ZM137 186V187H138ZM200 186V185H199ZM51 187V186H50ZM58 187V186H57ZM148 187V186H147ZM147 187L145 186V188L147 189ZM38 188V187H37ZM47 188V187H45ZM74 188V187H73ZM77 188V187H76ZM48 189V188H47ZM46 189V190H47ZM50 189V188H49ZM48 189V190H49ZM63 190L65 189L62 188ZM70 187L68 188L67 192H69ZM129 189V188H128ZM39 190V188L37 189ZM81 190V189H80ZM51 191V190H50ZM141 191V189H140ZM42 192V191H39ZM56 192V191H55ZM58 192V191H57ZM78 192V191H77ZM221 192V191H220ZM225 192V190H224ZM37 193V192H36ZM52 193V192H51ZM59 193V192H58ZM65 193V192H64ZM63 193V194H64ZM79 193V192H78ZM148 192H146L145 194L147 195ZM48 194V193H47ZM71 194H73L71 192ZM76 194V193H75ZM81 194V193H80ZM144 194V193H142ZM38 195V194H37ZM52 195V194H51ZM67 196V194H65ZM69 195V194H68ZM82 195V194H81ZM85 195V194H84ZM43 196V195H42ZM40 196V197H42ZM48 196L50 197V195L48 194ZM78 196V195H77ZM143 196V195H142ZM224 196V195H223ZM222 196V197H223ZM79 197V196H78ZM77 197V198H78ZM125 197V198H126ZM137 197V198H136ZM44 198V196L42 197ZM85 198V197H84ZM144 198H147L146 196H144ZM74 199V197H73ZM72 199V201H74ZM129 199V200H130ZM149 199V198H148ZM228 199V200H229ZM46 200L50 201L51 203V209L56 213L59 212L61 214H64L67 212V209H65L64 207H59L58 202L59 199L57 196H52L51 198L47 199V195H46ZM67 200V199H66ZM69 200H71L69 198ZM142 199H140V203L143 201H141ZM42 201H44L42 199ZM63 201V199H62ZM78 201V200H77ZM81 201V199H80ZM84 201V200H83ZM65 202V200H64ZM88 202V201H87ZM145 202V201H144ZM152 202V201H150ZM150 202L148 203L149 206L152 204H150ZM183 202V201H182ZM66 203V202H65ZM78 203V202H77ZM84 203V202H83ZM133 203V202H132ZM137 203V201H136ZM135 203V204H136ZM143 203V202H142ZM146 203V202H145ZM154 203V201H153ZM184 203V202H183ZM88 204V203H87ZM95 204V203H92ZM104 204V203H103ZM107 204V203H106ZM147 204V203H146ZM181 204V203H180ZM179 204V205H180ZM185 204V203H184ZM69 205V204H68ZM141 205V204H140ZM145 205V204H144ZM154 205V204H153ZM200 206H202L201 204H199ZM198 205V206H199ZM205 205V204H204ZM224 205V206H225ZM85 206V205H84ZM89 206V204H88ZM85 206V210L89 209ZM93 205H90V207ZM102 206V205H101ZM106 206V205H105ZM108 206V205H107ZM126 206V205H125ZM128 206H130L128 204ZM132 206V205H131ZM128 207V208H131ZM137 207H139V205H135ZM147 205V207H149ZM156 206V205H154ZM186 206V205H184ZM222 206V205H221ZM76 207V206H75ZM82 207V206H81ZM80 207V209H81ZM95 207V206H94ZM103 207V206H102ZM101 207V208H102ZM143 207V206H142ZM145 207V208H147ZM177 207V205H176ZM203 207H207V206H203ZM216 207V206H214ZM223 207V206H222ZM226 207V206H225ZM68 208V207H67ZM79 208V207H78ZM83 208V207H82ZM100 208V207H99ZM134 208V206H133ZM132 208V209H133ZM141 208V207H140ZM144 208V207H143ZM141 208V209H143ZM183 209V207H181ZM180 208V209H181ZM186 208V207H184ZM188 208V205H187ZM201 207H199L200 209ZM92 209V208H91ZM97 211L98 208H96ZM104 209V207H103ZM132 209L128 210L131 211ZM153 209V208H152ZM169 209V208H168ZM172 209V208H171ZM71 210V209H70ZM82 210V209H81ZM95 210V209H94ZM145 210V209H144ZM69 211V210H68ZM90 211V210H89ZM92 211V210H91ZM105 211H108L107 208ZM127 211V212H128ZM181 211V210H180ZM178 211V212H180ZM53 212V213H54ZM78 212V211H77ZM87 212V211H86ZM139 212V211H138ZM144 212V211H143ZM169 212V211H168ZM177 212V211H176ZM201 211L199 210V213ZM68 213V212H67ZM84 214V212H82ZM92 213V212H91ZM90 213V214H91ZM101 213V212H100ZM147 213V212H145ZM190 213V212H189ZM70 216V213H68ZM75 214V213H74ZM95 214V213H93ZM92 214V215H93ZM104 214V213H103ZM128 214V213H127ZM142 214V212H141ZM144 214V213H143ZM171 214V212H170ZM186 214V213H185ZM60 215V214H59ZM58 215V216H59ZM67 215V214H66ZM98 215V214H97ZM100 215V214H99ZM106 215V214H105ZM135 215L136 214H133ZM172 215V214H171ZM174 215V214H173ZM68 216V217H69ZM87 216V215H85ZM84 216V218H85ZM102 216V215H101ZM108 216V215H107ZM106 216V217H107ZM138 216V215H137ZM136 216V217H137ZM144 216V215H143ZM180 216V215H179ZM184 216V213L183 215ZM223 216V217H224ZM229 216V217H228ZM49 217V216H48ZM78 217V215H77ZM75 217V219L77 218ZM126 217H129L126 215ZM40 218V217H39ZM47 218V217H46ZM67 218V217H66ZM87 218V217H86ZM102 218V217H101ZM134 218V217H133ZM140 218V215H139ZM229 218V219H230ZM23 219V218H22ZM41 219V218H40ZM45 219V218H44ZM65 219V218H64ZM90 221H91V217H89ZM94 219H95V215H94ZM106 219V218H105ZM115 219V218H114ZM122 219H126V218H122ZM174 219V218H173ZM172 219V220H173ZM190 219V218H189ZM230 219V220H231ZM24 220V219H23ZM57 220V219H56ZM79 221V219H76ZM83 220V217H82ZM106 220H109V218H107ZM111 220V219H110ZM130 220V219H129ZM138 220V219H137ZM136 220V221H137ZM228 220V219H227ZM68 221V219H67ZM81 221V219H80ZM85 221V220H84ZM84 221H81L80 223H83ZM88 221V220H87ZM114 221V220H113ZM131 221V220H130ZM145 221V220H144ZM40 222V221H39ZM60 222V221H59ZM65 222V221H61L60 223ZM92 222V221H91ZM105 222V221H104ZM120 222V221H119ZM124 222V221H123ZM163 222V221H162ZM230 222V221H229ZM227 223L228 225H232L230 223ZM232 222V221H231ZM55 223V222H54ZM77 223V222H76ZM94 223V222H93ZM97 223V222H96ZM103 223V222H102ZM118 223V221H117ZM127 223V220H126ZM124 222V225L126 224ZM130 223V222H129ZM64 224V223H63ZM69 224V223H68ZM72 224V223H71ZM70 224V226H72ZM87 224V223H86ZM111 224V223H110ZM132 224V222H131ZM137 224V223H136ZM65 225V224H64ZM77 225V224H76ZM79 225V224H78ZM77 225V226H78ZM84 225V224H83ZM103 225V224H102ZM113 225V224H112ZM123 225V224H122ZM128 225V224H127ZM53 226V225H52ZM56 226V225H55ZM54 226V227H55ZM60 225H58L57 228H59ZM66 227L64 228L61 232V235L63 234L64 236H66L67 242H61L59 241H55V243H53V246H51V249L54 253H56V255L58 254V252H60L61 250V246L63 245H69L71 248H73V258L76 262V264H88L86 261H84V259L80 256V254L82 253L80 251V254L78 252V248L80 246V244H82V240H87V241H91L93 238V234L91 231V227L90 229L87 228H83L81 231L80 229L75 232L73 228L71 227ZM89 226V225H87ZM97 226V225H96ZM105 226V225H104ZM110 226V225H109ZM114 226V225H113ZM147 226V225H146ZM51 227V226H50ZM61 227V226H60ZM79 227V226H78ZM95 228V225L93 226ZM106 227V226H105ZM108 227V226H107ZM115 227V226H114ZM113 227L110 228V230L113 232V230H115ZM128 227V226H127ZM126 227V229H127ZM130 227V226H129ZM134 227V226H133ZM137 227V234L138 237L140 235H142L143 233H145V229L144 226L142 225V222L138 221V226ZM82 228V227H81ZM93 228V229H94ZM109 228V227H108ZM118 228V226H117ZM120 228V227H119ZM132 227L129 228V230H131ZM221 228V227H220ZM226 228V227H225ZM122 229V228H121ZM240 229V228H239ZM58 230V229H57ZM77 230V229H76ZM101 230V229H100ZM109 230V229H107ZM242 230V229H241ZM106 230L104 229V232ZM124 232V229L122 230ZM224 231V230H223ZM247 231V232H249ZM103 232V231H102ZM103 232V233H104ZM108 232V231H107ZM106 232V233H107ZM119 232V231H118ZM121 232V231H120ZM126 232V231H125ZM128 232V231H127ZM218 232V231H217ZM52 233V231H51ZM105 233V234H106ZM129 233V232H128ZM127 233V234H128ZM134 233V232H133ZM219 233V232H218ZM244 233V232H243ZM40 235V233H38ZM59 234V233H58ZM109 234V233H108ZM119 234V233H118ZM122 234V233H121ZM121 234H120V238H121ZM238 234V233H237ZM240 234V233H239ZM249 234V233H248ZM104 235V234H102ZM134 235V234H132ZM135 235V236H136ZM251 235V233H250ZM37 236V235H36ZM43 236V235H42ZM107 236V234H106ZM143 236V235H142ZM95 237V236H94ZM105 237V236H104ZM109 237V236H108ZM110 237H114L110 236ZM124 237V235H123ZM122 237V238H123ZM128 237V236H127ZM133 237V236H131ZM144 237V236H143ZM63 238V236H62ZM98 238V237H97ZM111 238V241H112ZM116 238V237H115ZM114 238V239H115ZM136 238V237H135ZM135 238H133V240L135 241ZM45 239V238H44ZM43 239V240H44ZM47 239V238H46ZM65 239V240H66ZM110 239V238H109ZM113 239V241H115L116 239L118 240V238H116L115 240ZM125 239V238H124ZM132 239V238H131ZM138 239V238H136ZM140 239V238H139ZM138 239V240H139ZM39 240V239H38ZM41 240V239H40ZM39 240V242H40ZM43 240L41 242H43ZM116 240V241H117ZM126 240V239H125ZM124 240V241H125ZM130 240V238H129ZM135 241L136 243L138 242ZM49 241V239L47 240ZM46 241V242H47ZM107 241V240H106ZM107 242V243H110ZM128 241V239H127ZM132 241V240H131ZM130 241V242H131ZM53 242V241H52ZM99 242V241H98ZM121 242V241H119ZM126 242V241H125ZM124 242V244H125ZM129 242V244H130ZM134 242V243H135ZM118 243V242H117ZM128 243V242H126ZM133 243V244H134ZM38 244V243H37ZM41 244V243H39ZM51 244V243H49ZM84 244V242H83ZM123 244V242H122ZM120 244V246L122 245ZM227 244V243H226ZM89 245V243H88ZM94 245V244H93ZM103 245V243H102ZM105 245V244H104ZM117 245V244H115ZM139 245V244H138ZM109 246V244H108ZM126 246H129L128 244ZM131 246V245H130ZM43 247V246H42ZM82 246H80L81 248ZM88 247V246H87ZM93 247V246H92ZM101 247V246H99ZM113 247V246H112ZM222 247V246H221ZM244 247V246H243ZM48 248V246H47ZM91 248V247H90ZM97 248V247H96ZM103 248V247H102ZM119 248V247H118ZM128 248V247H127ZM240 248V247H239ZM50 249V248H49ZM67 250V248L63 247V250ZM93 249V248H92ZM95 249V248H94ZM101 249V248H99ZM122 249V248H121ZM139 249V248H138ZM64 250V252H65ZM119 250V249H118ZM123 250V249H122ZM47 251V250H46ZM84 251V250H83ZM88 251V250H87ZM93 251V250H92ZM121 251V250H120ZM141 251V250H140ZM95 252V250H94ZM126 254V251H124ZM130 252V251H129ZM70 253V252H69ZM140 253V252H139ZM51 254V252H50ZM60 254V253H59ZM96 254V253H95ZM109 254V253H108ZM236 254V253H235ZM239 254V252H238ZM241 254V252H240ZM240 254L238 255V257L236 258L238 262L241 261L243 262V257L240 256ZM62 255V254H60ZM84 255V254H82ZM93 255V254H92ZM245 255V254H244ZM243 255V256H244ZM255 255V254H254ZM49 256V255H48ZM71 256V255H70ZM69 256V260L72 258H70ZM109 256V255H108ZM111 256V255H110ZM117 255H115L116 257ZM130 256V255H129ZM132 256V254H131ZM248 256H250L248 254ZM246 256V259L247 257ZM55 257V256H54ZM61 257V256H60ZM64 257V256H63ZM61 257L62 259H65ZM86 257V254H85ZM91 257V256H90ZM107 257V256H106ZM234 257V255H233ZM258 257V258H259ZM68 258V257H67ZM89 258V257H88ZM87 258V259H88ZM100 258V257H99ZM102 258V256H101ZM114 258V257H113ZM118 258V257H117ZM249 258V257H248ZM254 258V257H253ZM95 259V258H94ZM110 259V258H109ZM125 259V258H124ZM245 259V260H246ZM58 260V259H57ZM73 260V261H74ZM90 260V259H89ZM93 260V259H92ZM105 260V258H104ZM135 260V259H132ZM155 260V259H154ZM235 260V258H234ZM259 260V259H258ZM65 261V260H64ZM72 261V260H71ZM72 261V262H73ZM122 261V260H121ZM137 261V260H136ZM225 261V260H224ZM260 261V260H259ZM53 262V261H51ZM60 262V261H59ZM62 262V261H61ZM69 262V261H68ZM70 262V263H72ZM96 262V261H95ZM106 262V261H105ZM109 262V261H108ZM113 262V261H112ZM124 262V260H123ZM126 262V261H125ZM63 263V262H62ZM97 263V262H96ZM102 264V263H101ZM108 264V263H107ZM128 264V263H127ZM130 264V263H129ZM132 264V262H131ZM260 264V263H259Z\"/></svg>","mask_w":264,"mask_h":264}]
</instances>
